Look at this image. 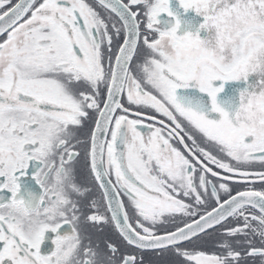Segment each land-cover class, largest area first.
Masks as SVG:
<instances>
[{
	"label": "snow or ice",
	"instance_id": "obj_1",
	"mask_svg": "<svg viewBox=\"0 0 264 264\" xmlns=\"http://www.w3.org/2000/svg\"><path fill=\"white\" fill-rule=\"evenodd\" d=\"M0 264H264V0H0Z\"/></svg>",
	"mask_w": 264,
	"mask_h": 264
}]
</instances>
